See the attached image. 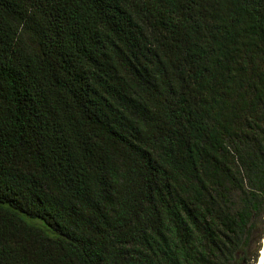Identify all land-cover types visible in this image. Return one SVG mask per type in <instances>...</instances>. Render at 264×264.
Here are the masks:
<instances>
[{
  "label": "trees",
  "instance_id": "1",
  "mask_svg": "<svg viewBox=\"0 0 264 264\" xmlns=\"http://www.w3.org/2000/svg\"><path fill=\"white\" fill-rule=\"evenodd\" d=\"M264 224V0H0V264H242Z\"/></svg>",
  "mask_w": 264,
  "mask_h": 264
},
{
  "label": "rangeland",
  "instance_id": "2",
  "mask_svg": "<svg viewBox=\"0 0 264 264\" xmlns=\"http://www.w3.org/2000/svg\"><path fill=\"white\" fill-rule=\"evenodd\" d=\"M264 243V224L260 223L248 249L247 260L242 264H258Z\"/></svg>",
  "mask_w": 264,
  "mask_h": 264
},
{
  "label": "water",
  "instance_id": "3",
  "mask_svg": "<svg viewBox=\"0 0 264 264\" xmlns=\"http://www.w3.org/2000/svg\"><path fill=\"white\" fill-rule=\"evenodd\" d=\"M259 264H264V244H263V249L260 255Z\"/></svg>",
  "mask_w": 264,
  "mask_h": 264
},
{
  "label": "bare ground",
  "instance_id": "4",
  "mask_svg": "<svg viewBox=\"0 0 264 264\" xmlns=\"http://www.w3.org/2000/svg\"><path fill=\"white\" fill-rule=\"evenodd\" d=\"M264 244V243H263ZM263 249V248H262ZM261 252H262V250H261ZM261 255V254H260ZM259 260H260V258H259ZM258 264H259V262H258Z\"/></svg>",
  "mask_w": 264,
  "mask_h": 264
}]
</instances>
